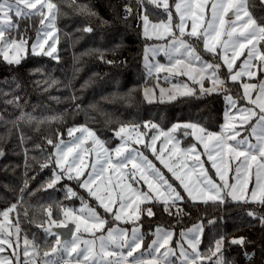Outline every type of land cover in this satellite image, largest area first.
Masks as SVG:
<instances>
[{"label":"snow or ice","instance_id":"6c2138e0","mask_svg":"<svg viewBox=\"0 0 264 264\" xmlns=\"http://www.w3.org/2000/svg\"><path fill=\"white\" fill-rule=\"evenodd\" d=\"M73 2L75 3V0ZM139 3L144 9L142 16L144 34L149 35L148 29L151 26L157 37L164 34L170 37L168 47L162 49L169 56L170 64L150 65L149 72H167L170 75L187 76L193 84L199 85V91H197L187 84L177 83L173 85L174 91L168 93V99L171 101L176 100L178 96L222 94L226 102L225 123L221 131L216 133L208 131L193 121L173 124L167 131L160 129L154 122L145 121L143 124L145 129L156 130V133L149 138L150 143L148 139L139 138L131 141V136L127 133L128 125L121 124L118 129L113 130L114 136L119 141L113 148L106 147V142L97 135L96 131L86 126L69 127L68 136L73 137L69 142H65L62 138L59 142L48 139L47 143L52 146L53 151L44 158L41 171L49 169L51 174L41 188L55 189L58 184L67 180L84 190L87 197L81 196L70 185L62 184L65 198L80 199L82 207L78 211L61 207L63 218L57 219L53 214L52 205L48 206L45 221L48 228L45 229V233L56 237L55 245L58 247L53 246L50 251L44 252V257L47 259L43 260V264H70L65 257L74 260L75 264H173V261L169 259L170 256H176V251L169 246L173 233L157 226L154 232L155 239L147 245L146 253L140 251L145 236L139 222L145 215L152 218L157 208H161L169 216L173 215V208L177 209V214H181L183 209L179 205L186 200L204 203L210 200L216 203L221 211L225 210L231 202L252 204L256 207L246 210V215L250 218L248 226L254 227L255 224L252 222L255 221L264 233V79H258L260 74L264 73V49L259 47L261 42H264V14L258 16L253 11L254 8H259L261 13H264V0H176L175 15L172 11L173 4L169 0H147V4L162 9L166 16V20L160 19L158 23L150 20L145 0H139ZM83 7L86 9V6ZM122 7L123 18L127 19L133 9L130 4H124ZM86 10L91 12L90 9ZM208 11H210V18L206 19ZM58 12L59 8L53 0H0V56H3L4 61L9 65L20 63L19 53L25 49L28 42L20 33L19 21L31 20L35 17L40 18L39 24L42 27L37 30V39L31 45L32 52L35 55L43 52L45 55L52 56L56 50L55 43H49L47 37H52L53 41L56 39L53 32ZM91 14L96 15L94 12ZM175 17L179 18L178 23ZM188 20L191 21L190 28L186 27ZM78 30L86 33L94 31L90 25ZM13 31L16 35H12ZM201 45L203 51H201ZM94 51L101 52V59H103L101 49H94ZM205 53L211 55L213 59H206ZM241 56L246 58L237 65L236 62ZM107 63L112 64L114 61H107ZM224 68L227 69L226 72L222 71ZM245 76L248 77L249 82L243 81L242 78ZM254 79L258 80V83H252ZM205 81H210L212 87L206 88ZM237 82L243 90L242 95L232 93V86H235ZM34 83L38 87L44 86L46 91L48 87L59 82L49 77ZM16 87L20 85L17 84ZM66 87H71V81ZM116 95L113 94V97ZM144 95L145 98L151 99L149 90L146 89ZM164 95V89H161V100ZM71 99L75 101L78 98L73 94ZM244 101L247 104H243ZM5 103L21 109L17 120L36 119L31 113L23 110L19 95L12 94L11 99H6ZM75 107L80 110L81 106L77 104ZM90 107L96 108V105H90ZM0 120H3V117H0ZM4 123L15 124V120L4 121ZM238 125L244 127L245 133L250 129V136L244 135L237 139L241 135ZM133 127L135 130L140 125ZM181 128L185 130L184 135L191 134L197 137L198 142L204 146L208 159L212 161V167L216 169L217 175L223 181L222 185L215 183L214 179L208 175L203 162L200 161V155L196 152V146L179 149L182 154H192L193 160L197 162L194 165H187L179 158L169 163L162 155L164 149L160 148L157 152L153 147L159 136H164L166 141L174 142L173 148H179V141L169 133H175ZM76 133L79 135H75ZM4 139L6 137L0 136V140ZM253 139L255 143L251 142ZM20 140L23 143V134ZM209 141L212 142L211 149H209ZM141 142L144 143L145 148H153L157 159L172 174L171 179L143 153L132 147V143ZM86 152L89 154L88 161L84 159ZM93 154L95 160L91 159ZM5 155L6 151L0 148V157ZM225 157L229 161L243 158L235 169L236 183L234 184L225 178L228 170L224 162ZM253 163L256 165V178L254 186L249 188L251 175L249 169ZM25 165L28 166L27 160ZM129 165L131 170L125 172ZM197 167L200 172L197 179L193 180L189 171L184 169L190 168L191 172H195ZM115 173H119L120 176L114 183L113 174ZM25 175L17 202L0 211V217H2L0 220V264H40L36 257L39 255L41 246L34 241H29L25 237L22 253L19 250L20 208L24 203L26 192L28 195L32 194L28 190L27 173ZM140 181H143V184H140ZM175 181L179 183L176 184ZM145 185L147 191L144 190ZM88 198L95 201L99 208H102L103 212L110 215L114 221L131 224L130 234L128 229L109 226L106 236L100 235L92 241H81L76 235L81 230V225L84 226V231L94 229L95 232H102L108 224L107 216L101 215L97 207L86 202ZM12 213L16 214L15 220L11 216ZM215 222L214 219L208 221L209 224ZM69 224L75 226L71 240H62L60 234L52 231L53 228H67ZM202 233V225H196L187 232L180 233L184 243H187L191 249V253L185 250L183 244H179V264H198V262L203 264V261L209 259L199 250ZM97 239L99 240L98 250ZM81 243L84 247H80ZM259 243L258 250L261 259L264 260V235H261ZM256 244L257 241L247 236L233 235L228 238L221 234L213 238L208 252L215 257L212 264H235L234 260L226 256V250L231 246H239L243 258L248 261V264H254L257 251H249V248L255 249ZM9 249L11 252L8 256L2 255ZM161 249L164 251L161 252ZM50 253L56 256L53 257Z\"/></svg>","mask_w":264,"mask_h":264},{"label":"trees","instance_id":"16d2710c","mask_svg":"<svg viewBox=\"0 0 264 264\" xmlns=\"http://www.w3.org/2000/svg\"><path fill=\"white\" fill-rule=\"evenodd\" d=\"M53 2L59 8L55 20L58 28L57 52L53 56L58 59L29 54L21 58L18 65H9L0 56V117H3L0 120V136L6 137L0 140V148L6 151V155L0 159V211L17 202L27 173L28 190L32 194L26 192L20 208V232L41 246L40 255L49 251L54 243V236L45 233V210L52 205L54 216L57 219H60V214L62 216V200L51 196L53 191L41 188L50 172L49 169L41 171L44 158L53 151L47 143L48 139L57 142L61 138L64 140L69 127L86 126L95 130L107 147L113 148L118 142L114 129L121 124L141 126L145 121L154 122L163 130L176 123L193 121L212 131L220 125L224 108L222 94L183 96L171 102L145 101L143 89L151 85L153 79L146 76L143 67L145 41L141 36L140 16L144 9L139 0ZM124 4H130L133 9L127 19L123 18ZM145 6L150 20L163 18V11L147 4V0ZM253 11L258 16L264 14L259 8ZM38 21V17L20 20V32L30 31L33 37ZM89 25L94 29L92 33L78 30ZM12 35H16V32L13 31ZM94 49H101L103 59L101 52ZM49 77L59 83L46 91L44 86L38 87L34 83ZM69 81L70 88L66 87ZM17 84L20 87H16ZM12 94L19 95L23 110L36 117L35 120L16 119L21 109L5 103ZM73 94L78 98L75 101L71 99ZM113 94L117 95L113 97ZM77 104L81 106L80 110L75 107ZM90 105H96V108ZM10 120H15V124L4 123ZM73 189L79 193L78 189ZM179 206L183 209L181 214H177V209L173 208V215L169 216L157 208L152 218H145L143 230H146V234L151 225L168 223L167 227H172L176 221L188 226L200 223L203 227L200 252L208 256L209 261L215 259L208 252L209 244L214 237L224 234L228 238L233 235L247 236L257 241L255 249L250 247L249 251H257L254 264H264L258 250L260 237L264 233L255 221L252 222L255 226L249 227L250 218L246 215L247 209L256 206L231 202L223 211L214 202L186 201ZM213 219L216 222L209 224L208 221ZM226 256L235 264H248L239 246L227 248Z\"/></svg>","mask_w":264,"mask_h":264},{"label":"rangeland","instance_id":"374dc122","mask_svg":"<svg viewBox=\"0 0 264 264\" xmlns=\"http://www.w3.org/2000/svg\"><path fill=\"white\" fill-rule=\"evenodd\" d=\"M169 2L171 4H173L172 11H173V14L175 15V7H174V5H175L176 0H169ZM160 10L162 11V9H160ZM142 16H143V14L140 16L141 36H142V38L145 41L144 53H143V67H144V71H145L146 76L150 77L154 81V82H152L151 85L146 86L143 89V95L145 93V90L147 89V90H149V96L151 98V99L145 98V95H144L145 101L147 103L171 102V101H173V100L170 101L168 99V93L170 91H174L173 85H175L177 83H179V84H187L190 87H193L197 91H199V85L198 84H193V82L190 79H188L187 76L170 75L167 72H160V73H157L155 71H152L151 73L149 72L148 66H150V65H169L170 64L169 56L166 55L164 50H162V49H166L168 47V44L170 42V37L167 36V34H164V35H162L160 37H157L154 34V30L151 28V26H149V29H148L149 35L146 36L144 34V25H143ZM208 18H210V11H208L206 13V19H208ZM162 19L166 20V16L164 15ZM175 19H176V22L178 23L179 22V18L175 17ZM152 22L153 23H158L159 21H152ZM190 25H191V21L188 20L187 24H186V27L190 28ZM54 26H55V31L53 32V36L56 39L53 41L52 37H47L49 43H53V42L55 43V49L56 50L53 52L52 57L55 56V54L57 52V40H58V28H57L55 22H54ZM41 27L42 26L39 24V21H38L37 30L39 28H41ZM23 30H25V29H23ZM37 30H35V32L33 33V37L30 36V34H31L30 31H27V32L26 31H23V32L21 31L20 32L27 39V42H28L26 47H25V49L21 50L20 53H19L20 60H21V58L25 57L26 55H29V54L30 55H35L32 52L31 45L37 39ZM160 31L162 32L163 30L161 29ZM30 37H32V38H30ZM45 47H47V45H45ZM259 47L264 49V42H261ZM37 51L38 52L40 51L39 48L37 49ZM201 51H203L202 45H201ZM40 54H43V52H41ZM13 55H15V54H13ZM43 55H45V54H43ZM46 56H48V55H46ZM1 57L3 59V56H1ZM204 57L206 59H209V60L213 59V57L211 55L207 54V53L204 54ZM245 58H246L245 56H241L240 59L237 60V62H236L237 65L241 64L242 61ZM173 59H175V54H173ZM219 62L222 63V61H219ZM253 70H255V69H253ZM222 71L226 72L227 69L224 68V69H222ZM166 77H167V79H165ZM242 79H243L244 82H249L248 77H246V76L243 77ZM258 79H264V73L260 74ZM251 82L252 83H258V80L254 79ZM229 83L231 84V82H229ZM205 87L206 88H211L212 87L211 82L210 81H205ZM161 89H164V92H165L163 100H161ZM231 90H232V93L234 95H236V94L242 95L243 94L242 88L239 87V82H237V84L235 86H232ZM213 94H217V93H213ZM253 95L255 96V93H253ZM179 97H183V96H178L177 98H179ZM223 99H224V96H223ZM243 104H247V102L244 101ZM225 107H226V102H225V99H224V108H223V114H222V121H221L220 125L218 126V128L216 130H212L211 132L219 133L221 131V127L225 123V118H224ZM77 127H79V126H77ZM237 127L239 128V131L241 133V135L238 136L237 139L242 138L244 135H249L250 136V134H251L250 129H248V132L245 133L243 126H239L238 125ZM167 130L168 129H166L165 131H167ZM184 131L185 130L183 128H181L175 133H169L170 135L174 136L176 140L179 141V148H173V143L174 142L166 141L164 136H159V138L157 139V141H156V143H155V145L153 147L157 150V152L159 151L160 148H163L164 151H163L162 155L164 156V158L166 160H168L169 163H171L176 158H179L180 161L184 162L187 165H194L197 162L195 160H193L192 154L191 153H188L187 155L182 154L179 149H186V148H189L190 146H196V152H197V154L200 155V161L203 162L204 169L207 171L208 175H210L214 179L215 183H217L218 185H222L223 181H221L219 176L217 175L216 169L212 167V161H210L208 159V156L206 154V150H205L204 146L198 142L197 137H194L191 134L184 135L183 134ZM188 131L191 132V130H188ZM127 133L130 134L131 141H135L136 139L139 138L141 140L148 139L149 143H150V139L149 138H150L151 135L156 133V130L155 129H145L143 127V124H142L139 128H137L135 130H134L133 126H128ZM141 133H146L147 135L141 136L140 135ZM75 135H79V133H76ZM72 139H73V137H69L67 135V137L64 139V141L65 142H69ZM90 142L91 141L89 139V143ZM251 142L255 143V140L253 139ZM118 143H119V141L117 142V144ZM208 143H209V149H211L212 142L209 141ZM230 143H232V142L230 141ZM85 146H87V145H85ZM132 147L136 148V150L138 152L143 153L144 156H146L148 160H150L156 166H158L160 169H162L163 172L167 174L168 178H170V179L172 178V174L170 172H168L167 168H165L164 165L161 164L160 160L157 159L156 154L153 152V148H151V147L145 148L143 142H141L139 144L132 143ZM170 149L172 150L171 152L169 151ZM84 159H85V161H88V159H89V154L87 152L84 153ZM91 159L95 160V155L94 154L92 155ZM242 159L243 158L241 157L239 159H233V160L229 161V159L227 157H225V161L224 162H225V165H227V169H228L227 172H226V177L225 178L228 179L230 183H233V184L236 183V180H235V176H236L235 169H236V167L238 166V164L240 163V161ZM217 160H219L218 157H217ZM130 170H131V165H129V168L125 169L124 171L127 172V171H130ZM184 171H189L191 179L195 180V179H197V177L199 175L200 169H199V167H197L195 172H191L190 168H185ZM249 171H250L251 175L249 176L248 187L251 188V187L254 186L255 178H256L255 177L256 165L254 163H253L251 169H249ZM50 174L51 173L49 172L47 177H49ZM181 174H183V173H181ZM119 176H120L119 173L113 174V182L114 183L119 178ZM105 178H107V174H105ZM125 182H127V180H125ZM175 183L178 184L179 182L175 181ZM62 184H68L72 188L78 189L79 190V194L81 196L87 197V193L84 190L79 189L74 182L67 181V180L62 181L61 184H58L55 187V189H48V191H53L52 194L50 192L51 196H54V198L62 200V203H60L61 207L68 208V209H74V210L78 211L82 207L80 199L75 198V197H73L71 199H66L65 198V191H64V188L62 187ZM140 184H143V181H140ZM144 190L147 191V186L146 185L144 186ZM186 201H189V202H192V203H204L202 201H195V202H193L191 200H186ZM86 202L90 203L91 206H93V207H97L101 215H106L107 216V220H108V224L105 226V229L102 232H95L94 229H90L89 231H84L83 230L84 226L81 225V230L78 233H76V235L80 237L81 241H84V240L92 241L94 238H98L100 235H105L106 236L107 235V228L109 226L110 227H114V228H120V229H128L129 230V234H130V229L132 227L131 224H125L123 222L114 221L113 218L110 215L105 214L103 212V209L99 208L98 204L95 201L91 200V198H88ZM208 202H212V201L209 200ZM182 203H184V202H181L180 204H182ZM60 213H62L61 209H60ZM45 215L47 217V211H46ZM11 216H12V218L14 220L16 219V214L15 213H12ZM62 218H63V214H62V216L60 214V219H62ZM145 218H149V217H147L145 215V216L141 217V221L139 222L140 225H141V231L144 233V236H145L144 244H143V246H142L140 251H143V252L147 253L148 252L147 245L153 239H155L154 232L156 231V228H157L158 225H151V229H149L147 231L148 234H146V230L145 231L143 230V227L146 225L145 224ZM0 220H2V217H0ZM168 225L169 224L166 223V224H162V226H159V227L164 229V230L171 231L173 233V237H172V240L169 242V246L176 251V256H170L169 259L173 261V264H179V260H178V256H179V247H178V245L179 244H183V247L185 248V250L188 251L189 253H191V249L188 247L187 243H184L183 238L181 237L180 233L182 231L187 232L189 229H192L194 226L201 225V224L200 223H194V224L188 226V225H180V223L176 221L175 223L172 224V227H167ZM44 227H45V229L48 228V224L45 223ZM55 229L56 228H53L52 231L55 232ZM74 231H75V226H74L72 232H74ZM20 235H21V232L19 233V238H20ZM202 236H203V233L201 234V241H202ZM53 238H54V243H53L52 247L53 246H57V245H55L56 237L54 236ZM13 239H14V242H15V238H13ZM71 239H72V234H71L70 238H68L67 240H71ZM23 241L24 240L20 239L19 250L21 251V253H22L23 248H24ZM80 247H84L83 243L80 244ZM98 247H99V240L97 239V242H96L97 250H98ZM199 250H200V246H199ZM163 251H164V249H161V252H163ZM10 252H11V250L9 249L7 252L3 253L2 255L8 256L10 254ZM44 252H42V254H43L42 256H44ZM136 254H139V253H136ZM60 255L64 256L63 253H60ZM73 255H75V253H73ZM51 256L54 257V256H56V254L51 253ZM44 259H46V258H44ZM65 259H68L70 264H75L74 260H71L68 257H65ZM37 260L40 262V264H43V260L40 261L39 258H37ZM214 260H210L209 261L207 259V260L203 261V264H209V263L212 264V261H214ZM198 264H199V262H198Z\"/></svg>","mask_w":264,"mask_h":264},{"label":"water","instance_id":"95a60500","mask_svg":"<svg viewBox=\"0 0 264 264\" xmlns=\"http://www.w3.org/2000/svg\"><path fill=\"white\" fill-rule=\"evenodd\" d=\"M1 158L2 157H0V159ZM73 228H74V225L69 224L67 228H56L55 232L60 234L61 239L64 240V239L70 238Z\"/></svg>","mask_w":264,"mask_h":264},{"label":"crops","instance_id":"0c3cea01","mask_svg":"<svg viewBox=\"0 0 264 264\" xmlns=\"http://www.w3.org/2000/svg\"><path fill=\"white\" fill-rule=\"evenodd\" d=\"M12 15H13V14H12ZM13 17H14V15H13ZM153 82H154V81H153ZM72 231H73V230H72ZM71 234H72V233H71ZM26 238H27V237H26ZM20 239H21V240H24V239H25V236L21 234V235H20ZM27 239H28L29 241H32V240H30L29 238H27ZM50 255H51V253H50ZM37 258H39V260L42 261V260H44V258H46V257L40 255V253H39V255L36 257V259H37ZM46 259H47V258H46Z\"/></svg>","mask_w":264,"mask_h":264}]
</instances>
